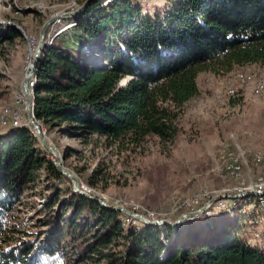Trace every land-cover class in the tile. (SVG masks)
<instances>
[{
  "label": "trees",
  "instance_id": "1",
  "mask_svg": "<svg viewBox=\"0 0 264 264\" xmlns=\"http://www.w3.org/2000/svg\"><path fill=\"white\" fill-rule=\"evenodd\" d=\"M104 1L94 0L43 48L33 99L46 137L116 155L135 152L150 137L171 143L185 106L199 95L200 72L264 66V0H170L154 15L139 0ZM22 37L0 23V57ZM26 116V125L0 133V264H264V251L243 239L249 212L204 213L178 228L148 226L79 194ZM79 154L64 151L66 159ZM103 174L91 173L87 185L98 187ZM43 184L44 217L37 230L25 229L14 213ZM250 217L256 225L262 220Z\"/></svg>",
  "mask_w": 264,
  "mask_h": 264
},
{
  "label": "rangeland",
  "instance_id": "2",
  "mask_svg": "<svg viewBox=\"0 0 264 264\" xmlns=\"http://www.w3.org/2000/svg\"><path fill=\"white\" fill-rule=\"evenodd\" d=\"M139 1L145 12L154 15L170 0ZM83 2L84 0H0V12L13 11L12 15L2 12L0 23L18 24L29 36L26 39L22 34V39L12 47L5 46L3 56L0 57V73L3 74L0 80V133L4 131L2 128L26 125L20 123L26 112L21 86L29 66L26 60L31 41L36 39V44L32 47L34 51L44 23L60 12L69 16L58 19L49 27L45 45L50 38L68 30L73 26L70 23L74 17L71 11ZM110 2L112 0H105L102 5ZM24 8H37L41 15L36 11L25 14ZM94 58L96 62L99 61L98 54ZM241 73L248 83L242 88L237 80ZM254 78L257 81L253 84ZM263 79L264 66L258 64L242 68L237 65H214L200 72L197 79L199 95L185 106L180 119V134L171 143L163 142L158 137H150L135 152L116 155L107 150L90 152V149L84 148L78 141L58 135L45 137L63 158L64 168L77 177L80 187L109 205L123 206L136 213L142 210L151 221L166 220L172 223L181 216V210H185V213L195 212L207 206L202 214L213 216V213L218 212V215L230 216L231 212H249L244 216L246 227L243 239L264 251V246L254 237L256 231L262 232L264 229V210L261 211L259 207V202L264 201V197L261 194L235 197L254 193L257 185L264 183V176L261 175H264V97L257 87L258 82L264 81ZM35 81L33 79L30 83L31 92ZM233 86L237 88V92L231 96L228 89ZM7 109L13 114L4 123L3 116ZM16 114L20 117L18 122L13 119ZM66 148L75 149L80 154L66 159ZM249 154L256 155V162L248 160ZM243 162L246 166L244 172ZM101 169L104 180L96 188L89 187V175ZM38 191L46 193L45 184L35 192H28L14 213L17 221L25 229L32 231L39 228L38 221L43 219L42 211L49 200V195L39 196ZM196 201L199 203L195 204ZM224 210L228 214L221 213ZM251 213L254 216L261 215L257 220L262 219V224L256 225L255 217H250Z\"/></svg>",
  "mask_w": 264,
  "mask_h": 264
},
{
  "label": "water",
  "instance_id": "3",
  "mask_svg": "<svg viewBox=\"0 0 264 264\" xmlns=\"http://www.w3.org/2000/svg\"><path fill=\"white\" fill-rule=\"evenodd\" d=\"M94 0H86L82 5H80L77 9H75L74 11H71V15L76 17L80 14H82V12L93 2ZM69 16L68 14H56L53 15L52 17L48 18L47 21L44 23L41 33H40V38H39V42H38V46L37 49L34 52V56H33V60L32 63L30 64L29 67V71L26 73L24 80L22 82V94L24 96L25 99V105H26V112H27V119H28V123L32 126V128L34 129L37 138L39 139V141L41 142V144L46 148V150L48 152H50L53 156V158L56 161L58 170L65 175L66 177H68L69 179H71L72 183H73V187L74 190L76 192H78L79 194L98 201L99 203H101L103 206H105L106 208L110 209V210H116V211H120L122 213H124L125 215L136 219V220H140L142 222H144L146 225L148 226H154V225H170V226H175L176 228L179 227L186 219L188 218H193L196 217L198 215H201L206 208L208 207H204L198 211L195 212H188V213H184L182 214L177 221H175L174 223L170 222V221H166V220H162V221H151L148 218H146L145 216L138 214L136 212L133 211H129L128 209H126L123 206H111L109 205L106 201L99 199L93 195H91L90 193L84 191L83 187H80V182L77 179L76 176H74L71 172L67 171L64 166H63V158L60 156V154L57 152L56 148L47 140V138L45 137V131H43L42 127L40 126V124L36 121L35 119V115H34V99H33V91L31 92L30 89V82L32 81V79L36 78L37 76V71H38V63H39V58L41 56V53L43 51V48L45 46V41H46V35H47V31L49 29V27L57 22L58 19L60 18H64ZM10 25L14 26L15 28H17L18 30H20L22 32V34L26 37V39H29V36L25 33L24 29L15 23H11ZM130 80V78L128 79ZM128 80H125V82H121L122 85H125L127 83ZM249 194H245V195H237L240 197H244V196H248Z\"/></svg>",
  "mask_w": 264,
  "mask_h": 264
},
{
  "label": "bare ground",
  "instance_id": "4",
  "mask_svg": "<svg viewBox=\"0 0 264 264\" xmlns=\"http://www.w3.org/2000/svg\"><path fill=\"white\" fill-rule=\"evenodd\" d=\"M8 24H11V23H8ZM34 56V55H33ZM33 60V59H32ZM32 62V61H31ZM31 64V63H30ZM247 76V75H246ZM35 80H36V78H34ZM33 80V79H32ZM237 80H238V85H239V87L240 88H242V86L243 85H247L248 83L246 82V77H245V75L244 74H240V75H238L237 76ZM249 80V79H248ZM264 80V79H263ZM32 82V81H31ZM30 82V83H31ZM124 82H125V80H124ZM31 85V84H30ZM258 90L260 91V93H261V95H262V97H264V81H259L258 82ZM237 92V88L236 87H231V88H229L228 89V93L231 95V96H234L235 95V93ZM9 111L10 110H6L5 111V114H4V116H3V122L5 123V122H7V120L8 119H11L12 118V114H10L9 113ZM20 117L16 114L15 116H13V119H14V121L16 122L18 119H19ZM18 122V121H17ZM233 167H234V165H233ZM232 167V168H233ZM235 168H237V169H239V167H235ZM236 169V170H237ZM263 180V179H262ZM257 189H254L255 191H254V193H249V195H259V194H261L262 196H264V183L263 184H260V185H257ZM245 195V194H244ZM248 195V196H249ZM235 197H237V195L235 196ZM238 197H240V196H238ZM204 203V202H203ZM205 206V205H204ZM264 221V220H263ZM261 223V222H260ZM262 224V223H261ZM263 226V225H262ZM264 227V226H263ZM263 229V228H262ZM258 230V229H257ZM254 237H255V240H259L260 241V244L261 245H263L264 246V229L262 230V232H255L254 233Z\"/></svg>",
  "mask_w": 264,
  "mask_h": 264
},
{
  "label": "built area",
  "instance_id": "5",
  "mask_svg": "<svg viewBox=\"0 0 264 264\" xmlns=\"http://www.w3.org/2000/svg\"><path fill=\"white\" fill-rule=\"evenodd\" d=\"M36 44V39H34V40H32L31 41V48H30V52H29V54H28V56H27V60H26V62L27 63H29V66H28V68H27V72L29 71V67H30V63H31V61H32V59H33V55H34V52H35V50L33 51V45H35ZM28 60H30V61H28ZM26 121L27 120H25V117H21V122L20 123H24V124H26ZM255 189H257V188H255ZM197 203H199V201H196L195 202V204H197ZM217 208V207H216ZM215 208V209H216Z\"/></svg>",
  "mask_w": 264,
  "mask_h": 264
},
{
  "label": "crops",
  "instance_id": "6",
  "mask_svg": "<svg viewBox=\"0 0 264 264\" xmlns=\"http://www.w3.org/2000/svg\"><path fill=\"white\" fill-rule=\"evenodd\" d=\"M256 81H257V78H254V79H253V84H254Z\"/></svg>",
  "mask_w": 264,
  "mask_h": 264
}]
</instances>
